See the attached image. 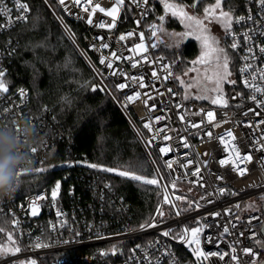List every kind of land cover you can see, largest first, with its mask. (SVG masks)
<instances>
[{
  "label": "built area",
  "instance_id": "obj_1",
  "mask_svg": "<svg viewBox=\"0 0 264 264\" xmlns=\"http://www.w3.org/2000/svg\"><path fill=\"white\" fill-rule=\"evenodd\" d=\"M43 1L68 33L101 87L122 111L148 153L161 186V197L153 218L134 226L128 205L116 193L110 179L105 173L87 167L90 163L85 155L74 154L56 167L66 170L63 175L66 179L71 177L70 168H78L81 178L79 194L71 181L64 197L62 181L56 180L50 186L28 192L24 197L18 195V186L12 198L0 200V219L8 222L7 228L2 225L0 228L12 232L16 245L21 249L15 254L0 251V264H30L32 260L36 264H182L181 247L187 246L192 252L195 245L190 247L178 237L185 228L193 227L202 229L199 236L201 250L206 255L217 253L208 255V259L201 262L251 264L253 257L243 251L247 247L259 254L257 264H264V247L261 246L264 244V149L261 148L264 144V123H259L264 120V106L257 107L250 99L252 90L243 83L245 78L250 80V75L240 71L245 63L264 69V53L259 51V47L264 46V11L260 10L258 3L242 0L240 12L233 16L231 31L235 33V42L239 45L236 50L230 47L232 36L225 35L228 48L238 55V64L235 84L230 83L231 89L225 92L227 106H223L221 103L203 102L186 92L182 94L171 58L152 46L151 40L158 39L159 30L153 37L151 26L156 24L159 29L161 25L154 16L155 2L160 0H149L147 6L141 4L140 7L125 0L115 27L111 29L97 27L100 22H111V17L100 12L93 16V24L88 25V14L72 6L70 0L73 15L64 12L58 0ZM22 2L30 8L27 0ZM93 2L107 9L112 6L113 0ZM145 7L147 12L143 14ZM9 9H12L10 13ZM249 9L252 20L247 19ZM0 10L5 13L0 16V25L7 23V15L10 14L13 20L19 15L15 10V0H0ZM30 13L31 9L27 20ZM240 16H244L245 20L236 23L235 19ZM64 17L84 24L80 40ZM24 22L21 20L10 27L0 28V69L6 70L15 53L16 42L11 31ZM141 32L144 33L143 43L147 50L131 51L141 43ZM128 33L132 35L128 36ZM245 33L250 35V41L244 39ZM121 35H125L126 39L119 40ZM103 43L109 47L101 48ZM92 45L96 46L95 49ZM249 47L255 59L246 61ZM111 53L120 59H113ZM101 56L106 58L105 64L100 63ZM108 62L112 63V68L106 66ZM133 63L137 66L133 67ZM153 71L159 78L152 76ZM165 76L168 78L164 79ZM140 77H143L144 88L139 87ZM118 84H126L127 87L118 89ZM20 89L26 92V96L20 97ZM136 92L140 93V97L129 102L127 97ZM261 98L264 97L257 94V99ZM29 99L30 91L24 85L9 86V93L0 94V126L9 125L23 116L37 129L38 121L28 112ZM4 108L11 111L5 113L2 111ZM208 112L213 113L211 121ZM181 115L184 120L180 119ZM156 117L163 119L157 122ZM145 123L151 125V131L144 127ZM193 124L199 127H192ZM160 129L163 131H158ZM229 131L232 137L226 135ZM209 132L211 136L207 135ZM165 136L170 138L165 139ZM49 147L50 143L39 145L33 153L35 163L32 169L44 168ZM160 148L170 150L164 154ZM237 150L240 157L251 155V161L238 159ZM221 160L228 163L221 165ZM169 163L171 168L167 166ZM234 165L246 168V173L240 175L234 170ZM197 169L199 173L193 175ZM31 170L21 171L18 184L25 175L40 173ZM56 182H60L61 187L53 202L51 192ZM221 189L224 191L221 192ZM33 202L37 206L36 215H32L30 207ZM58 211L61 213L59 216ZM13 220L17 222L15 225ZM225 226L229 229L227 233L224 232ZM165 231L171 235L164 236ZM37 242L47 246L36 248L34 245ZM0 246L10 245L7 239L3 242L0 236ZM223 253L228 255L221 260L219 254ZM232 255L237 256L238 261H233Z\"/></svg>",
  "mask_w": 264,
  "mask_h": 264
},
{
  "label": "trees",
  "instance_id": "obj_2",
  "mask_svg": "<svg viewBox=\"0 0 264 264\" xmlns=\"http://www.w3.org/2000/svg\"><path fill=\"white\" fill-rule=\"evenodd\" d=\"M27 1L31 13L26 22L11 31L16 49L6 67L4 79L11 87H28V112L39 123L37 129L42 143H50V147L43 162L45 170L25 175L18 184V195L24 197L28 192L50 186L56 180L62 181L64 197L65 189L71 181L75 183L76 193L79 194L81 178L78 168H70L71 177L66 179L63 177L66 170L56 167L74 154L85 155L90 164L130 170L144 178L154 177L153 167L128 120L98 84L91 69L54 19L48 6L43 0ZM206 1L200 0L197 7ZM168 2L181 4L185 9L194 3L193 0ZM224 4L232 10L233 16L240 12L243 5L242 0H224ZM161 15H165V20L160 27H163L162 24L179 26L176 17H172L170 12L165 13L160 0L155 2L154 16L159 19ZM64 19L80 40L85 30L84 24L68 17ZM157 51L171 58L176 75L184 64L199 54V45L191 39L178 52L171 54L173 50L165 44H161ZM228 52L235 80L238 55L233 51ZM177 82L183 89L180 82ZM230 89L229 83L226 92ZM199 100L211 102L208 98ZM96 170L105 173L116 193L128 205L130 220L134 226H140L153 218L161 197L158 185L122 177L116 172ZM7 224L8 222L0 219V227L2 225L7 228ZM7 232H0L3 242L7 239ZM181 254L182 264H206L195 260L187 246L181 247Z\"/></svg>",
  "mask_w": 264,
  "mask_h": 264
},
{
  "label": "snow or ice",
  "instance_id": "obj_3",
  "mask_svg": "<svg viewBox=\"0 0 264 264\" xmlns=\"http://www.w3.org/2000/svg\"><path fill=\"white\" fill-rule=\"evenodd\" d=\"M200 2V0H194V3L191 5L192 8H196L198 3ZM223 2L224 0H215V2L213 4H210L208 7H205L203 9V18H200L196 15H192L189 14L188 11L185 10V7L181 4L178 3H174V2H168V0H161V3L163 4V8L165 10V13H169L171 14L172 17H176L179 18L181 20L182 23L185 24V28L188 29V31H185L183 33H171L170 35L176 38V46H179V41L182 40L185 37H189V36H194L195 39H197L198 41H200L201 46L203 48V52L201 55V58L198 61L193 62L195 63H200V64H210V63H215L216 65V71L214 72L213 76H207L205 77V79L210 82L212 84V87L209 88L207 86V84H204L200 87V91L201 93H206V92H215L217 93V97L213 98L211 100V102L213 104H217V103H221L223 106H227V100L223 99L222 96V83L224 81L227 80V77L231 76V72L229 71V56L227 54L226 49L220 47V42L219 40L215 37L212 36L209 32V29L206 26L205 21H207L208 23H211L213 21L220 23L225 31L226 35H231L233 38V43H231L230 47L233 50H236L239 45L236 41V36L235 33H233L231 31L232 29V25L234 22V18H233V13L231 10L225 11L223 8ZM131 4H134L136 7H140L141 4L147 6L149 4V0H130ZM253 3H258L259 8L261 11H264V0H253ZM58 4L60 6H62L63 11L66 12L69 15H73V13L71 12L70 6H69V0H58ZM70 4L72 6H75L76 8H79L81 11L87 13V19H86V23L88 25H92L93 24V16L97 13L100 12L102 14H104L105 16L111 17V22L110 23H105V22H100L99 24H97V27L99 28H113L115 27V22L118 18V14L120 12V9L122 6H124L125 4V0H113L112 6L110 8H105L103 6H101L100 3H94L93 0H70ZM15 10H17L19 12V15H17L15 17V20H13L12 16L9 14L7 15V23L5 25H0V28H4V27H10L13 23L17 22V21H27V14L30 12V8L28 6V4L26 2H22V0H15ZM12 11V9H9V13ZM147 12V7H145L144 13L146 14ZM5 13L0 10V16H4ZM62 19V18H61ZM248 20H252V13L251 10L249 9V15L247 16ZM165 20V15H161L159 16V22H163ZM245 17L244 16H240L238 18L235 19L236 23H240L241 21H244ZM137 23L139 24V21H137ZM152 28V36L156 37L157 36V31L159 30L160 32H163L164 29L163 27H160L159 29L157 28L156 24H153L151 26ZM128 36H131L132 33H128ZM139 38L141 40V43L136 44L134 49H131V51H139V50H144L146 51V47L143 43L144 40V33L141 32L139 33ZM97 39H103L102 37H97ZM126 39L125 35H121L119 37V40L123 41ZM244 39L246 41H250L251 37L248 33L244 34ZM153 47H155L156 45H152ZM93 49H95V45L91 46ZM109 45L107 43H103L101 45V48H108ZM249 51V56L245 57V60H249V59H255V54L252 52V48L249 47L248 49ZM259 51L261 53H264V46H260L259 47ZM111 56L113 59H120V57H117L115 53H111ZM105 57L101 56L100 58V63L101 64H105ZM146 59V58H145ZM108 68H112V63L108 62L106 65ZM133 67L137 66V63H133L132 65ZM192 71H196L195 68L191 69ZM242 74H249L250 75V80L248 78H245L243 83L245 85V87H248L252 90V95L250 97V99L252 101H254L257 105V107H261L264 106V98L261 99H257V94H260L261 97H264V84L259 83V82H264V69H260V68H253L251 63H245L244 67H242L240 69ZM115 74V73H114ZM121 75H123L121 73ZM169 76L171 75V73L168 74ZM185 75H187V73H185ZM6 76V71L3 69H0V94H7L9 93V85L8 82L4 79ZM152 76L153 77H158V74L156 71L152 72ZM168 76H165L164 79H167ZM135 79V78H133ZM176 79L180 82L181 86H185V82L183 79H181L180 77H176ZM230 83L235 84V81H228ZM193 84H200L199 80L193 81L192 83H189L186 87L187 88H191L193 86ZM125 87H127L126 84H118L117 88L118 89H124ZM139 87L144 88L145 84L143 82V77L139 78ZM95 90V89H93ZM169 92H172V89H168ZM19 95L20 97H24L26 96V92L23 89L19 90ZM140 97V93L136 92L134 95L128 96L127 100L129 102H133L135 101L137 98ZM151 98V97H149ZM197 99H205L208 98L207 96H204L203 94L199 95L196 97ZM235 98V97H234ZM147 102L145 101V104ZM154 107V106H153ZM177 107H179V105H177ZM3 112L7 113L10 112L11 109L9 108H4L2 110ZM203 111V110H201ZM250 111H254L251 110ZM256 115H259V113H254ZM245 115H247V113H245ZM207 116L209 118V120L211 121L212 117H213V113L212 112H208ZM21 119H25L27 120V117H20ZM160 119H163V117H156V121L159 122ZM181 120H184V116L181 115L180 116ZM259 123H264V120L260 121ZM6 126V125H5ZM217 127L219 125H216ZM251 126V125H248ZM145 128H148L151 131V125L149 123H145L144 124ZM192 127H199L198 124H193ZM158 131H163V129H160ZM207 135L211 136V133H207ZM229 137H232L233 134L231 131L227 132L226 134ZM155 137H153L154 139ZM165 139H169L170 137L165 136ZM223 141V138H221ZM234 139V137H233ZM149 144H151V140L148 141ZM188 145L185 143V147H187ZM261 148L264 149V144L261 145ZM170 149L168 148H160V152L166 154ZM32 153H35L37 151L36 148L31 149ZM237 158L238 159H242V160H246V161H251L252 157L251 155H246L244 157H240V153L237 150L236 152ZM221 165H224L225 163H228V161H224L221 160L220 161ZM169 168L172 167V165L169 163L167 165ZM87 167L90 168H94V169H99L102 171H106V172H116L118 175L122 176V177H130L132 180L135 181H143L145 184H151V185H156L159 183V181L156 178L153 179H145L143 176L141 175H137L135 174L133 171L130 170H118V169H114V168H110V167H105L102 165H97V164H87ZM44 168H34L31 171L33 172H42L44 171ZM234 170L238 171L240 173V175H244L247 171V169H241L238 166L234 165ZM199 173V169L196 170L195 173H193V175H197ZM22 174V172L17 173V176L19 177ZM219 179H222V177H218ZM60 182H56L54 189L51 192V198L53 200V202H55V200L57 199V196L59 194L60 191ZM224 189H221V192H223ZM39 199H44V197H39ZM177 200L181 199V197H176ZM168 201L167 196H165V202ZM31 209H32V215H36L37 214V206L35 204V202L32 203V205H30ZM158 212L160 215H163V212L161 210L158 209ZM179 214V213H177ZM57 215H61V213L58 211ZM214 215H219V213H214ZM14 225L17 223L15 220H13L12 222ZM154 227L155 225H149ZM143 227V226H142ZM202 229L200 227H193L191 229L185 228L183 233L178 237L179 239H182L186 244H188L190 247L195 245V247H192V252L193 254L196 256L197 261L200 262L202 260H206L208 259V255H217V253H210L208 255H206L201 248L199 247L200 245V233H201ZM229 231L228 227L225 226L224 227V232L227 233ZM0 232H4L3 228H0ZM164 236H170L171 233L168 231L163 232ZM7 240L9 242L10 246H0V251L3 252H11L13 254L15 253H19L21 251L20 247L16 245V241L13 239V235L11 233L7 234ZM257 243H260L259 241H257ZM47 245H43L40 242H37L34 247L36 248H40V247H46ZM262 247H264V244H261ZM112 251L114 252L115 249L113 248ZM233 251H235L233 249ZM244 253L246 255H251L253 257L251 264H257V259L259 254L254 252L252 249L245 247L244 248ZM102 255H106L107 253H101ZM228 255V253H223V254H219V259L223 260L224 256ZM231 259L233 261H238V257L235 255L231 256ZM30 264H36V262L34 260L30 261Z\"/></svg>",
  "mask_w": 264,
  "mask_h": 264
},
{
  "label": "rangeland",
  "instance_id": "obj_4",
  "mask_svg": "<svg viewBox=\"0 0 264 264\" xmlns=\"http://www.w3.org/2000/svg\"><path fill=\"white\" fill-rule=\"evenodd\" d=\"M215 2V0H207L206 2H202L200 6L196 7V8H192L191 6L189 7H186V11L189 12V14H192V15H196L200 18H203V9L205 7H208L210 4H213ZM45 3V2H44ZM46 4V3H45ZM47 5V4H46ZM48 6V5H47ZM223 8L225 11H228V10H231L228 5H225L224 2H223ZM49 8V7H48ZM50 9V8H49ZM51 11V10H50ZM232 11V10H231ZM52 13V12H51ZM233 13V12H232ZM53 15V14H52ZM54 17V15H53ZM55 19V17H54ZM56 20V19H55ZM57 21V20H56ZM176 21L179 23V26H169L167 24H162L163 25V29L164 31L163 32H160L159 31V35H158V39H152L151 42H152V45H156L154 48L157 49L160 47L161 44H165L167 45L170 49H172L173 51L171 52V54L173 52H178L181 48V46L188 40H195L197 41L198 45H199V54L193 59L191 60L189 63L187 64H184L183 65V68L180 69L179 71L176 72V77H180L181 79L184 80L185 82V86H183V89H181V93L184 94V92H186V94L188 96H197L199 94H202L201 91H200V87L204 84H207V86L209 88L212 87V84L210 82H208L205 77L207 76H213L214 75V72L217 70L216 69V65L215 63H210V64H200V63H193L195 61H198L200 58H201V55H202V52H203V48L201 46V43L200 41H198L197 39L194 38V36H189V37H185L183 38L182 40L179 41V46H176V38L171 36L170 34L171 33H183L185 31H188V29L185 28V24L181 22V20L179 18H176ZM206 23V26L207 28L209 29V32L212 36H215L219 42H220V47L226 49L227 51V54L229 56V71L231 72V76L227 77V80L224 81L221 85L222 87V96H223V99H224V95H225V92L227 90V86L230 82L228 81H233L234 79V67L231 66V58H230V55H229V52L228 51H231V49L228 48L229 44L226 40V37H225V31H224V28L223 26L220 24V23H217L215 21L211 22V23H208L207 21H205ZM60 25V24H59ZM61 27V26H60ZM62 30L64 31V33L67 35V37L69 38L68 36V33L64 30L63 27H61ZM70 39V38H69ZM71 41V39H70ZM72 42V41H71ZM73 43V42H72ZM74 45V43H73ZM75 46V45H74ZM76 50L78 51V53L80 54V51L78 50V48L75 46ZM81 55V54H80ZM175 55V54H173ZM195 68L196 71H192L191 69ZM93 73V72H92ZM185 73H187V75H185ZM94 75V74H93ZM95 76V75H94ZM96 78V77H95ZM97 80V78H96ZM196 80H199L200 81V84L197 85V84H193V86L191 88H187L186 86L189 84V83H192L193 81H196ZM98 84L100 85L99 81L97 80ZM101 86V85H100ZM107 93V92H106ZM108 94V93H107ZM204 95H206L208 97V99L212 100L213 98H216L217 97V93L215 92H206V93H203ZM109 96V94H108ZM110 97V96H109ZM111 98V97H110ZM149 161H150V157L148 155V153L146 152V150L144 149ZM151 163V161H150ZM152 165V163H151ZM153 167V166H152ZM116 169V168H114ZM154 170V168H153ZM153 178H156L157 179V175H156V172L154 170V177H151V178H145V179H153ZM159 186L160 188V193H161V186L160 184H156ZM8 233H11L13 235L12 232H8ZM13 239L15 240V237L13 235Z\"/></svg>",
  "mask_w": 264,
  "mask_h": 264
},
{
  "label": "clouds",
  "instance_id": "obj_5",
  "mask_svg": "<svg viewBox=\"0 0 264 264\" xmlns=\"http://www.w3.org/2000/svg\"><path fill=\"white\" fill-rule=\"evenodd\" d=\"M41 143V136L29 120L17 119L0 126V200L14 196L19 186L17 173L33 168L31 149Z\"/></svg>",
  "mask_w": 264,
  "mask_h": 264
}]
</instances>
